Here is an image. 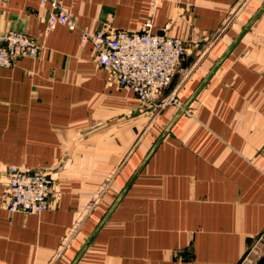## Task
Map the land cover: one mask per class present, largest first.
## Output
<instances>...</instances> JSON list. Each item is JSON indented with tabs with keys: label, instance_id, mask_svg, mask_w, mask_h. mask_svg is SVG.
<instances>
[{
	"label": "crops",
	"instance_id": "0c3cea01",
	"mask_svg": "<svg viewBox=\"0 0 264 264\" xmlns=\"http://www.w3.org/2000/svg\"><path fill=\"white\" fill-rule=\"evenodd\" d=\"M63 6L76 29L0 0V36L41 45L0 67V264H243L264 240V0ZM147 22L186 42L180 105L140 102L81 36ZM9 166L55 179L47 209L9 212Z\"/></svg>",
	"mask_w": 264,
	"mask_h": 264
},
{
	"label": "built area",
	"instance_id": "2783aa9c",
	"mask_svg": "<svg viewBox=\"0 0 264 264\" xmlns=\"http://www.w3.org/2000/svg\"><path fill=\"white\" fill-rule=\"evenodd\" d=\"M52 8L48 22L77 28V19L64 6V0H42ZM147 22L140 31L97 30L93 35L82 31L83 38H91L99 64L112 72L127 92L145 104H154L161 91L172 82L176 70L186 55V42L179 36L153 33ZM40 43L28 34L8 30L0 36V67H11L17 56L36 57ZM180 105L173 93L161 106ZM55 179L44 171H31L17 166L8 167L4 200L9 212L38 214L48 208Z\"/></svg>",
	"mask_w": 264,
	"mask_h": 264
},
{
	"label": "rangeland",
	"instance_id": "374dc122",
	"mask_svg": "<svg viewBox=\"0 0 264 264\" xmlns=\"http://www.w3.org/2000/svg\"><path fill=\"white\" fill-rule=\"evenodd\" d=\"M185 58V57H184ZM183 60L181 61V64L179 65L178 69L175 72V75L172 79V82L170 83V85L166 88H164L161 93L157 96L155 103L152 104L153 106H157V108H161L163 106H161L162 102L164 99L168 98L170 96V94H168L166 96V94L170 91L171 86L173 84L174 78L176 76H181L182 75V66H183ZM264 254V240L260 241L259 244H257V246H255L254 248L250 249L249 252L247 253L243 264H255L259 258Z\"/></svg>",
	"mask_w": 264,
	"mask_h": 264
},
{
	"label": "water",
	"instance_id": "95a60500",
	"mask_svg": "<svg viewBox=\"0 0 264 264\" xmlns=\"http://www.w3.org/2000/svg\"><path fill=\"white\" fill-rule=\"evenodd\" d=\"M262 11V9L259 10V12L254 16L252 22L257 18L259 13ZM251 22V23H252ZM84 250V249H83ZM83 250L80 252L79 256L82 254ZM255 264H264V254L259 258V260Z\"/></svg>",
	"mask_w": 264,
	"mask_h": 264
}]
</instances>
